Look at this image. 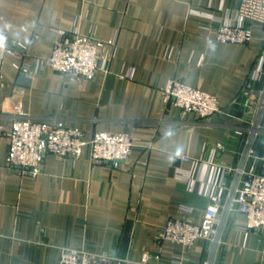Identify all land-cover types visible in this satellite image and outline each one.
I'll use <instances>...</instances> for the list:
<instances>
[{"label": "crops", "instance_id": "crops-1", "mask_svg": "<svg viewBox=\"0 0 264 264\" xmlns=\"http://www.w3.org/2000/svg\"><path fill=\"white\" fill-rule=\"evenodd\" d=\"M239 2L0 0V26L12 41L28 44L25 60L32 68L50 56L75 16L83 34L118 44L107 72L66 86L48 67L22 78L16 58L7 56L0 127L8 132L26 116L58 118L82 128L87 139L96 131L124 132L137 144L118 168L94 164L86 147L76 159L47 154L43 171L33 176L8 167L10 140L2 134L0 264H58L62 247L107 251L130 262L150 252L157 264H173L183 254L181 244L160 235L171 218L184 216L181 204L194 208L190 219L200 220L210 184L222 176L212 164L241 161L244 137L235 131L246 125L243 119H260L259 152L264 145V110L256 116L244 94L264 41L216 37L220 21L233 20ZM172 79L215 95L225 112L200 120L177 106L165 109L163 89ZM247 223L243 213L226 220L215 264H264V233ZM210 254L209 243L195 245L185 264H203ZM127 261L111 264H135Z\"/></svg>", "mask_w": 264, "mask_h": 264}, {"label": "built area", "instance_id": "built-area-1", "mask_svg": "<svg viewBox=\"0 0 264 264\" xmlns=\"http://www.w3.org/2000/svg\"><path fill=\"white\" fill-rule=\"evenodd\" d=\"M217 40L229 43H248L254 39L264 41V0H240L233 20L220 21L216 32ZM118 50L117 39L101 40L95 35L81 32L80 18L75 16L69 30L61 31L54 41L48 57L37 59V68H32L25 60L28 44L12 41L10 35L0 26V84L3 82V66L7 56L16 58V70L33 78L38 72L50 68L58 74L63 85L69 81L94 80L99 71L107 72ZM165 109L180 107L183 113H196L200 120H208L213 115L224 113L226 105L213 94L192 87L181 80L172 79L163 89ZM244 94L248 96L251 112L257 116L264 110V51L245 83ZM236 102V101H235ZM246 125L236 129L244 137L241 161L238 164H212L214 173H221L219 182H212L207 192L209 203L199 221L190 219L194 208L181 204L178 210L184 214L171 218L160 235L161 239L181 244L183 254L174 259L173 264L189 261L187 252L201 243H209L211 254L203 264H215L214 258L222 245V226L233 214L247 216L246 228L264 233V145L258 151L257 137L263 132L259 118L243 119ZM9 138L7 165L19 174L33 176L43 171L45 157L54 153L62 158H79L86 147L90 148L94 164H109L118 168L129 159L137 146L128 133L96 131L87 139L82 128L68 125L58 118L36 119L30 116L16 118L10 131L0 127V136ZM218 147H223L218 144ZM182 162L192 159L180 157ZM260 164V170H257ZM177 175L183 177L179 172ZM235 174L232 181L227 177ZM215 175V174H214ZM157 257L144 252L137 261L118 258L107 251L97 252L87 248L62 247L58 264H111L128 263L157 264Z\"/></svg>", "mask_w": 264, "mask_h": 264}, {"label": "water", "instance_id": "water-1", "mask_svg": "<svg viewBox=\"0 0 264 264\" xmlns=\"http://www.w3.org/2000/svg\"><path fill=\"white\" fill-rule=\"evenodd\" d=\"M22 78H25V74L23 72L20 73Z\"/></svg>", "mask_w": 264, "mask_h": 264}]
</instances>
